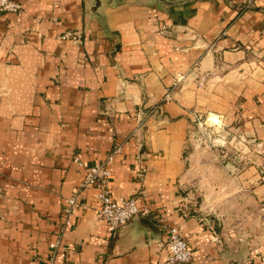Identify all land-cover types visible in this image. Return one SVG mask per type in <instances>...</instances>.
<instances>
[{
    "label": "crops",
    "instance_id": "1",
    "mask_svg": "<svg viewBox=\"0 0 264 264\" xmlns=\"http://www.w3.org/2000/svg\"><path fill=\"white\" fill-rule=\"evenodd\" d=\"M19 1L0 12V264H161L171 227L191 264H264L257 215L247 247L239 225L219 221L217 234L182 214L191 109L264 139V0H105L100 16L94 0ZM67 30L82 42L57 37ZM120 143L112 195L141 196L154 225L135 217L111 232L89 189V208L65 226L83 173L75 157L91 166ZM242 177L255 183L250 213L255 200L264 213V175L253 166Z\"/></svg>",
    "mask_w": 264,
    "mask_h": 264
},
{
    "label": "rangeland",
    "instance_id": "2",
    "mask_svg": "<svg viewBox=\"0 0 264 264\" xmlns=\"http://www.w3.org/2000/svg\"><path fill=\"white\" fill-rule=\"evenodd\" d=\"M201 80H198L199 87L205 86L208 78ZM189 119L187 150L193 176L188 182V194L184 196L187 200L183 205L191 208L199 221L217 234L219 221L226 220L231 229L239 225L242 240H238L247 247L249 219L257 215L258 242L263 243L262 201L255 200L256 207L250 213L253 208L250 190L255 183L247 185L246 178L242 176L253 166L264 175V139L248 134L242 124L229 122L225 114L206 106L191 109ZM239 203L247 208L242 206L239 212L233 211L235 204Z\"/></svg>",
    "mask_w": 264,
    "mask_h": 264
},
{
    "label": "built area",
    "instance_id": "3",
    "mask_svg": "<svg viewBox=\"0 0 264 264\" xmlns=\"http://www.w3.org/2000/svg\"><path fill=\"white\" fill-rule=\"evenodd\" d=\"M22 9V3L19 0H0V12L16 13ZM60 40L71 41L75 44L82 42V32L80 30H67L57 36ZM201 81H204L202 78ZM170 98V91L165 94V100ZM153 109L145 114V117L155 113ZM142 124L136 130H141ZM123 143L116 144L109 154L102 160L94 162L91 166H85L84 162L78 156L74 161L83 169L82 177L79 183L74 187L68 206L65 209V226L70 224V216L77 210H86L89 208V201L85 197V192L93 190V200L99 205V218L105 222L111 232H115L121 226L128 224L135 217L148 214L147 209L140 207L142 197L139 195L116 199L112 195L110 179L112 176V164L117 155L123 152ZM182 214L188 218L191 211L183 207ZM161 246L168 249L166 258L161 264H191L194 259V253L190 247L188 239L183 235L178 227L168 229V236L165 242H160ZM53 244V247H56ZM48 264H54L52 260Z\"/></svg>",
    "mask_w": 264,
    "mask_h": 264
},
{
    "label": "water",
    "instance_id": "4",
    "mask_svg": "<svg viewBox=\"0 0 264 264\" xmlns=\"http://www.w3.org/2000/svg\"><path fill=\"white\" fill-rule=\"evenodd\" d=\"M104 1L105 0H94L92 11L95 14H97L98 16H100V13L98 12V10L102 7ZM113 1H115V0H110V2H113ZM154 1L165 2V3H169V4L174 3V2H167V0H154ZM137 217H140L141 219L147 220L150 222L151 225H154L150 220H148L147 218H145L141 215H139Z\"/></svg>",
    "mask_w": 264,
    "mask_h": 264
}]
</instances>
